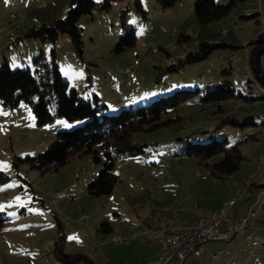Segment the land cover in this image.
<instances>
[{"label":"rangeland","instance_id":"1","mask_svg":"<svg viewBox=\"0 0 264 264\" xmlns=\"http://www.w3.org/2000/svg\"><path fill=\"white\" fill-rule=\"evenodd\" d=\"M109 1L112 5L108 11L95 10L77 23L83 47L81 58L65 34L59 35L53 45L62 77L68 87L74 88L85 99L95 94L110 112L117 113L120 109L150 103L155 97L178 89H210L222 81L225 69H230V74L224 78L230 79L242 93L262 94L247 83L244 62L247 43L255 39L259 26L253 19L242 18L246 13L258 11L261 0H235L230 14L206 25L195 23L193 0H179L173 7L163 10L156 0H138L146 18L137 11L135 0ZM227 1L216 0L217 3ZM68 7L69 0H0V59H7L12 70L26 67L33 70L32 59L37 56L49 61L52 45L26 38L24 34L33 26L63 19ZM130 28L135 35L133 46L116 52L120 36ZM9 32L11 35L6 39L4 36ZM180 34H186L190 39L177 43ZM220 42L237 47L216 48L205 59L165 74L162 81L156 83L159 72L168 71L166 68L178 60L199 52L201 43ZM260 64L264 73V53ZM236 73L243 76L236 77ZM241 107L242 116L254 114L258 121H264V101L241 103ZM210 111L203 110L194 99L162 117L164 120L180 117L179 122L155 132L135 134V141L147 144L144 154L115 161L112 171L118 181L113 193L95 197L87 191L80 194V190L86 189L84 183L89 171L97 169L93 181L103 168L104 159L99 146L95 147L97 154L73 158L57 171L44 175L24 168L15 171L12 165L14 158L37 155L55 141L56 135L51 131L58 122L64 125L58 131H70L80 122L70 123L56 118L51 124L37 126L26 103L21 102L12 110L0 104V164L7 165L0 171L9 177L7 183L0 185V206H3L0 211L8 219L0 230V264H54L53 240L60 228L65 234V253H78V238L86 244L90 238L107 236L105 232L95 231L96 215L108 211L111 215V208L119 203L134 206V203L144 201L153 211L166 207L176 220L178 217L186 220L220 208L223 200L235 194L232 182L241 185L249 173H255L256 155L264 150V127L258 130L251 127L244 132L248 134L255 129L258 134L257 140H249L240 146L245 160L239 170L227 178L215 179L197 164L195 158L180 160L173 157L178 149L177 143L183 145L187 139L177 141V138L193 133L198 135L201 131L210 134L217 122ZM255 180L259 185L264 181V167L255 173ZM261 199L254 210L257 213L260 210L257 220L264 227V207H261L264 198ZM237 202L242 201L238 199ZM80 212L86 217L78 226ZM114 212L119 213L120 218L111 215L106 222H110L115 234L121 229L126 213ZM130 213L129 218L135 219L136 211ZM88 217H92L93 223L89 229L85 227ZM239 237L228 243H211L201 257L191 256L186 264H254L251 252L259 247ZM253 239L259 241L258 237ZM226 250H229L228 255ZM97 253L98 250L92 260L101 264ZM213 253L218 256L215 261L210 259ZM260 258L264 264V253Z\"/></svg>","mask_w":264,"mask_h":264},{"label":"trees","instance_id":"2","mask_svg":"<svg viewBox=\"0 0 264 264\" xmlns=\"http://www.w3.org/2000/svg\"><path fill=\"white\" fill-rule=\"evenodd\" d=\"M179 0H156L163 10L173 7ZM137 11L146 18V12L141 3L135 0ZM112 3L109 0L94 2L92 0H69V7L63 19H56L50 24H42L29 28L24 37L36 39L40 43L52 45L51 59L43 61L40 56L32 59L33 70L10 68L7 59H0V104L7 109H15L21 102L26 103L34 115L37 126L51 124L56 118L67 122H80L70 131H56V139L43 152L34 156H19L12 160L15 171L24 168L27 171H37L41 175L57 171L73 158H80L87 154H97L96 146L102 152L104 163L97 177L91 181L86 191L89 195L99 197L112 192L118 181V176L112 171L115 161L127 157L142 155L147 144L134 140L135 134L155 132L158 129L177 123L182 118H167L170 112L178 109L189 101L197 99L203 110L210 109V114L216 117V124L212 131H201L198 135L188 134L176 140L187 138L183 145L177 143L178 149L173 157L183 160L188 157L196 159L197 164L203 166L208 174L215 179H223L236 173L245 160L240 146L249 140H257V130L264 127V121H258L257 115L242 116L241 103L264 101V95L254 96L244 94L230 79L224 78L230 74V69L222 71L224 74L220 83L210 89L175 90L165 96H157L150 103L120 109L117 113L110 112L106 104L98 96L85 99L61 75L55 60L53 48L59 35L69 37L79 58L83 47L80 30L77 23L80 18L90 16L95 10L108 11ZM235 7V0L217 3L216 0H193V14L195 23L206 25L226 17ZM261 12L246 13L244 19H253L259 32L248 45V70L250 76L247 83L253 88L264 87V73L261 69L260 57L264 53V31H261ZM258 29V28H257ZM190 39L186 34H180L177 43ZM134 30L130 28L120 36L115 51H123L133 46ZM201 50L190 53L184 59L166 68L168 71L159 72L156 83L162 81V76L177 72L186 64L205 59L216 48H234L229 43H201ZM172 67V68H171ZM237 74V73H236ZM252 88V87H251ZM233 103V104H232ZM232 104V105H231ZM255 128L254 132L244 134L248 128ZM207 134L206 136H203ZM96 161L99 159L94 157ZM23 182L27 181L20 177ZM9 177L0 171V185L7 183ZM264 188V186H263ZM8 223L5 214L0 211V230ZM107 222L101 224L99 232H108ZM65 249V234L58 229L53 240L52 254L54 264H96L83 253L67 254ZM233 264V263H232Z\"/></svg>","mask_w":264,"mask_h":264},{"label":"crops","instance_id":"3","mask_svg":"<svg viewBox=\"0 0 264 264\" xmlns=\"http://www.w3.org/2000/svg\"><path fill=\"white\" fill-rule=\"evenodd\" d=\"M42 5L43 7L45 6L44 4ZM10 35L11 33L9 32L4 37L7 39ZM244 62H245V59H244ZM62 126H64L63 123L58 122V126L55 127L51 131V134L53 132L58 131L60 128H62ZM263 152L264 150H262L261 152L259 151V153L256 155L257 157L256 166H258L259 164L258 162L260 161V156ZM253 160H254V157H253ZM96 172H97V169H95L94 171H89L87 175L88 178L86 179V182L84 184L88 185L89 182L92 180L93 175ZM254 172L256 173L257 169ZM255 173H249L248 177L243 181L241 185H239L236 182H232V186L236 190H235V194L232 197H229L228 199H235V204L232 207H230L226 212V216L229 219V221L233 222V221H237L241 219L243 216L246 215L249 208H253V210L255 208H258L262 200L261 198L262 197L264 198V193H262V190H261L263 189L264 181L259 185L257 184L258 180L254 179L253 181H251L249 184L246 185V181L251 176H253ZM85 191L86 189L84 191L83 189H81L80 194L85 193ZM113 191H114V188L112 192L108 195H111ZM254 195H256V198L254 197ZM228 199H225V200H228ZM238 199H241L242 202L238 203L237 202ZM225 200H223L222 202H224ZM117 201H118V198H117ZM134 204H135L134 206L133 205L128 206L127 203H122V204L119 203V205H117L116 207H112L111 209L113 211L110 214L113 216L114 215L117 216L118 219L120 218V214L117 212H114L115 210L118 212L126 213V216H125L126 219L122 220L123 224L121 225V229L114 234L113 229L109 222L108 224L110 226V229L108 230V232H106L107 236H104V237L101 236L103 238H90V240L87 241L86 244H84L85 241L78 238V253H83L87 256L89 255L88 257L89 258L91 257L90 259L94 260L96 256V252L98 250V253H97L98 258H99L98 262H100L101 264H154V261L156 260V257L159 251L158 243L154 237V233H155L154 228L156 226V219L153 214L154 209L151 210V207L148 205L146 206L144 201L143 202L138 201ZM261 207L262 208L264 207V201L262 202ZM131 210L136 211L135 219L129 218V215L131 214L130 213ZM108 212L106 214L96 215L97 219H96V222H94L95 231L97 230L98 232L99 226L102 223L109 220L111 215H108ZM254 212H255V216H254V222L252 226L247 228L245 231H241L237 233L234 236V238H232L231 242L234 241L235 238H237L239 235H240L239 238H244L247 242L251 241L252 243L251 242L250 243L252 246L259 247V248H256L255 251L251 252L252 253L251 260L254 264H261L262 259L260 258V254L264 253V227L261 224V222L257 220L260 210L258 213L256 210H254ZM203 214L204 213H202L201 215L199 214L198 216L190 217L186 220H181L180 219L181 217H178V220L176 221L177 225L178 226L190 225L194 223L196 220H198L200 216H202ZM85 217L86 216H84L82 212H80V214L78 215V220H77L78 226L80 225V223L84 222ZM91 219L92 217H88L86 219L85 227L88 229L92 228L91 225L93 223H91ZM113 235L116 238H113L114 237ZM253 237H258L259 241L258 240L256 241V239L254 240ZM97 241L99 242L98 247L96 246ZM254 242L255 244H253ZM248 251L249 250L245 251V253H247ZM202 253L198 257H194V256L192 257L199 258L201 257ZM210 259L215 261L218 258L212 259L210 256ZM185 264H186V261H185Z\"/></svg>","mask_w":264,"mask_h":264},{"label":"built area","instance_id":"4","mask_svg":"<svg viewBox=\"0 0 264 264\" xmlns=\"http://www.w3.org/2000/svg\"><path fill=\"white\" fill-rule=\"evenodd\" d=\"M263 0H261V6L258 7V11L262 12ZM43 6V5H42ZM264 18V16H263ZM247 52V59H245V69L247 74H250L248 70V48H245ZM238 77H242L237 73ZM264 166V152L260 156L259 169ZM255 179V174L251 176L246 185ZM264 193V188L262 189ZM259 200V199H258ZM257 200V201H258ZM235 204V199L226 200V206L218 208L214 211L208 212V217L199 228H192L190 233L179 234L173 233L171 230L163 229L164 218H174L170 216V212L166 207H162V213L154 216L156 219L155 226V239L159 246V251L154 261V264H185L188 257H198L200 254L208 248L211 243L224 242L228 243L234 238V236L245 231L251 227L254 222V210L249 208L246 215L237 221H229L226 216L227 210ZM255 244V242L253 243ZM225 254H229V250L225 251ZM212 259H217L216 254L211 255Z\"/></svg>","mask_w":264,"mask_h":264},{"label":"bare ground","instance_id":"5","mask_svg":"<svg viewBox=\"0 0 264 264\" xmlns=\"http://www.w3.org/2000/svg\"><path fill=\"white\" fill-rule=\"evenodd\" d=\"M258 6L260 7L261 3L258 4ZM260 22H261V31H264V18H263V16L261 17ZM245 59H247V52H246V58ZM247 75H248V77L250 76V74H247ZM236 77H238L237 74H236ZM257 88L261 91L262 95H264V87L257 86ZM258 169H259V164L257 166V171H258ZM224 206H226V200L222 203L220 208H222ZM158 213H162V208L159 210L153 211L154 216L158 215ZM254 216H255V212H254ZM207 217H208V213H204L198 220H196L194 223L187 225V226H178L177 222H176L177 221L176 218H164L163 229L171 230V232L179 233V234L190 233L192 228L201 227ZM154 232H155V230H154ZM154 236H155V233H154Z\"/></svg>","mask_w":264,"mask_h":264},{"label":"snow or ice","instance_id":"6","mask_svg":"<svg viewBox=\"0 0 264 264\" xmlns=\"http://www.w3.org/2000/svg\"><path fill=\"white\" fill-rule=\"evenodd\" d=\"M67 126V125H66ZM7 167V165L0 164V168ZM3 206H0V210H2ZM69 239H74L73 237H69Z\"/></svg>","mask_w":264,"mask_h":264}]
</instances>
